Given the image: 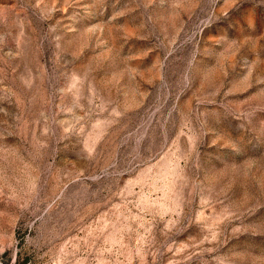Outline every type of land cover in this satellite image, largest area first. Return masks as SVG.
I'll use <instances>...</instances> for the list:
<instances>
[{"label": "rangeland", "instance_id": "374dc122", "mask_svg": "<svg viewBox=\"0 0 264 264\" xmlns=\"http://www.w3.org/2000/svg\"><path fill=\"white\" fill-rule=\"evenodd\" d=\"M0 264H264V0H0Z\"/></svg>", "mask_w": 264, "mask_h": 264}]
</instances>
